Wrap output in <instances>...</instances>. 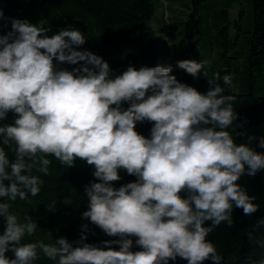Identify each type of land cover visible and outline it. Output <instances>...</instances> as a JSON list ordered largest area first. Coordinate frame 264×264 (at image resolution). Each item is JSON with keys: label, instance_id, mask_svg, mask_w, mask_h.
<instances>
[{"label": "clouds", "instance_id": "1", "mask_svg": "<svg viewBox=\"0 0 264 264\" xmlns=\"http://www.w3.org/2000/svg\"><path fill=\"white\" fill-rule=\"evenodd\" d=\"M5 20L11 30L0 34V121L12 113L14 122L0 125V264H34L40 253L55 264H220L206 237L222 222L233 226L234 206L246 216L257 212L238 181L264 170V153L237 144L226 130L238 118L236 98L221 86L231 76L215 73L208 81L214 86L201 93L170 66H128L113 75L101 56L79 50L86 43L80 30L49 35L47 21L7 18L0 8V28ZM177 67L195 78L205 62L183 59ZM144 122L152 125L150 137L136 130ZM48 156L68 168L77 160L94 168L82 219L117 239L87 243L95 233L84 224L77 241L24 242L38 224L29 215L21 221L11 202L39 194L44 181L37 173L50 174ZM120 170L135 181L114 187ZM261 226L264 219L248 233L250 243L264 245L255 236Z\"/></svg>", "mask_w": 264, "mask_h": 264}, {"label": "trees", "instance_id": "2", "mask_svg": "<svg viewBox=\"0 0 264 264\" xmlns=\"http://www.w3.org/2000/svg\"><path fill=\"white\" fill-rule=\"evenodd\" d=\"M164 9L162 22L163 36L167 44L171 45L176 35L173 30L172 9L177 4L170 0H159ZM238 3V16L232 24H227L231 9ZM253 8L252 29L246 38L245 46L235 53L230 49L235 47L237 38L243 32L244 7L240 0H191L188 5L190 12L184 23V38L191 45V58L198 62H205V67L198 77H192L176 65H163L158 60V42L156 30L151 25L156 10V0H0V8L7 18L27 19L37 23L41 19L47 21L51 28L49 35L57 33L60 29L72 26L80 30L85 36L86 43L79 50H89L106 60L113 75H119L128 66L136 69L141 67H155L157 65L170 66L172 75L181 83L196 88L201 93H206L210 87L208 83L213 66L206 62V53L216 51L214 60H218L216 67L223 65V60L244 57L246 66L240 80L236 82L238 91L231 89V85L224 88L223 95H231L236 99L233 103L238 118L226 129L237 144H247L255 151L264 153V148L258 147L259 139L264 137V0H251ZM4 27L0 34L11 30L10 20L3 21ZM237 29L236 35L231 37L230 29ZM245 32H247L245 30ZM241 51V53H237ZM71 70L67 64L60 65ZM240 69V68H239ZM221 72V69L215 71ZM230 72V69H228ZM206 74V75H205ZM128 105L125 104L126 108ZM14 122V115L8 114L0 125ZM152 125L149 122L138 123L136 130L150 137ZM2 146V145H0ZM9 159L14 158V153L5 146ZM51 160L50 174L40 175L44 181L39 194L35 197L29 195L27 200L17 198L12 203L10 211L17 214L22 221L25 215L36 220L38 228L32 236H25L24 242L55 243L60 237H66L70 242L80 238L81 226L88 224L95 235H88L87 243L103 246L105 240L117 239L105 235L102 230L92 225L90 221L82 219V213L87 210L88 199L84 191L85 185L95 178L92 173L94 168L85 161L77 160L75 166H63L54 156ZM121 180L113 182L114 187L135 181L124 170H120ZM98 182V181H97ZM7 183V181L5 182ZM238 183L245 188L249 196H254L253 203L259 206L257 212L246 216L240 208H233L232 227L226 222L217 226L206 239L214 244L217 253L222 257L220 264H250L253 261L264 260V245L250 243L248 233L254 231V225L264 219V170L258 171L255 176L244 175ZM5 198H0L3 202ZM55 202L53 210L47 206ZM211 221H206L205 226H210ZM4 230V220L0 217V234ZM256 239L264 242V226L255 229ZM135 240V238H133ZM75 246V245H74ZM116 250L119 246L113 245ZM133 251L141 250L134 245ZM39 251V250H38ZM9 258H14L8 252ZM34 264H55L40 253L39 259ZM169 264H187V261L177 258ZM203 264H214L206 260Z\"/></svg>", "mask_w": 264, "mask_h": 264}, {"label": "rangeland", "instance_id": "3", "mask_svg": "<svg viewBox=\"0 0 264 264\" xmlns=\"http://www.w3.org/2000/svg\"><path fill=\"white\" fill-rule=\"evenodd\" d=\"M244 7L243 12V32H241L240 36L237 38V43L235 47L230 49V53H235V48L238 50H241L246 43V38L249 36V30L252 29V21H253V8L251 6V0H240ZM171 5L177 4V7L172 9V13L174 15V18H172L173 22V30L176 32V35L172 41V44L168 45L167 42L164 39L162 28L164 27V24L162 22V16L164 9L167 7L164 5H161L159 0H156V10L154 17L151 20V25L156 30V36H157V42L159 46L158 50V60L160 64L163 65H176L177 61L183 60V59H192L191 58V45L189 41L184 38V23L187 15L190 12V9L188 7L189 4H191V0H170ZM238 3H235L234 6L231 9V16L229 20H225L227 24H232L235 19L238 11ZM245 30L247 32H245ZM237 29L235 27H232L230 29V35L231 37H234L236 35ZM241 53V51L237 52ZM218 54H216V51L208 52L206 53V62L208 63L209 67L213 66V69L211 71V77L214 76L215 71L221 69V76L223 75H230L231 76V89L234 91L239 90V86L236 84L238 80H240L241 75L243 73V70L246 66V62L244 60L243 56H240L238 59L231 58V60H223V65L221 67H216L218 65V60H214L215 57H217ZM240 68V69H239ZM228 69H230V72H228ZM250 264H259L258 261H253Z\"/></svg>", "mask_w": 264, "mask_h": 264}]
</instances>
